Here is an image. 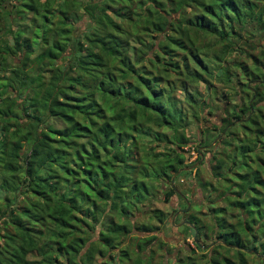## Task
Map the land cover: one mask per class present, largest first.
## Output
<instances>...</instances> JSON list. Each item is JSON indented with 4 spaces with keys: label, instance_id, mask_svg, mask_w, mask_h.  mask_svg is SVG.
<instances>
[{
    "label": "trees",
    "instance_id": "obj_1",
    "mask_svg": "<svg viewBox=\"0 0 264 264\" xmlns=\"http://www.w3.org/2000/svg\"><path fill=\"white\" fill-rule=\"evenodd\" d=\"M168 260L264 264V0H0V264Z\"/></svg>",
    "mask_w": 264,
    "mask_h": 264
},
{
    "label": "rangeland",
    "instance_id": "obj_2",
    "mask_svg": "<svg viewBox=\"0 0 264 264\" xmlns=\"http://www.w3.org/2000/svg\"><path fill=\"white\" fill-rule=\"evenodd\" d=\"M201 125L202 123H198L197 125L191 124L189 125L187 131L188 132L197 131V129ZM199 150L200 149H198V151ZM204 154L205 155H202L199 159H197L196 153L194 151L190 152L189 158L187 160L188 162H190V165L186 168V170L196 167L195 171L192 170L191 172L185 173L183 175H179L176 178H174V175L171 177V182L172 181L174 182V184L177 186L178 191L180 190L183 192L184 196L186 197V201L189 202L190 200L192 202L195 201L199 203L200 206H198L197 209L202 211V214H204V212L206 211H205V202L203 200L204 191L203 189L200 188L199 183L212 181L208 169L209 168L208 158L210 153L204 152ZM193 172H195V174ZM156 190L160 191L159 188ZM160 197L162 198V196ZM149 206L150 209L160 208L163 211V215H162L163 220L160 223L157 222L155 217H149L145 213V210H143L142 208L137 209V211H134V214L131 216V218L135 220L137 223L144 222L152 226H157V229H153L152 233L144 232V234H155L160 240L164 241L166 243L167 248H169L168 256L173 257V255L176 252V249H178V247H185V243L189 245L191 244L190 235L186 237L182 232L177 231L178 230L177 227L180 226L178 213L181 212L183 209V202H177V196L173 195L172 199H170L167 203L162 202V200H152ZM187 207H190V203L189 205H187ZM170 208L175 211L171 212L172 215L169 216L167 215V213L169 214ZM191 210L194 211L195 209L191 208ZM203 216L204 219L207 220L206 217L207 215H203ZM174 219L178 221H173ZM151 243H152L153 251L155 253V259H158L157 256H159L161 252L163 253V250L162 248H159L157 246L156 242H151ZM173 247H175V250H173ZM184 250L185 249H181L179 254H183ZM167 263L169 264L170 260H168Z\"/></svg>",
    "mask_w": 264,
    "mask_h": 264
},
{
    "label": "water",
    "instance_id": "obj_3",
    "mask_svg": "<svg viewBox=\"0 0 264 264\" xmlns=\"http://www.w3.org/2000/svg\"><path fill=\"white\" fill-rule=\"evenodd\" d=\"M194 236H195V230H194Z\"/></svg>",
    "mask_w": 264,
    "mask_h": 264
}]
</instances>
